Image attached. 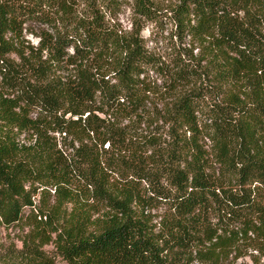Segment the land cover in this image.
<instances>
[{"label":"trees","instance_id":"16d2710c","mask_svg":"<svg viewBox=\"0 0 264 264\" xmlns=\"http://www.w3.org/2000/svg\"><path fill=\"white\" fill-rule=\"evenodd\" d=\"M164 18L197 54L147 46ZM0 77V222L32 219L0 264L264 260V0H0Z\"/></svg>","mask_w":264,"mask_h":264},{"label":"rangeland","instance_id":"374dc122","mask_svg":"<svg viewBox=\"0 0 264 264\" xmlns=\"http://www.w3.org/2000/svg\"><path fill=\"white\" fill-rule=\"evenodd\" d=\"M160 8L166 10L171 8L175 4H179L180 0H153ZM118 20L122 26V28L129 29L132 25L133 20V8L127 7L124 11L118 15ZM142 36L145 39L147 46L152 49L158 56L162 58V60H169L173 54L175 53V47L177 49H192L193 54H197L200 50V47L197 45V42L190 39L189 36H180L175 25L171 22H167V19L160 20L159 24L155 22L147 24V26L142 31ZM26 39L29 40L32 44L37 45L39 38L32 34L26 35ZM189 53V52H188ZM150 79L155 83V88L152 90L150 94H148V99L146 104L148 106H158L162 107V92L164 91L161 86L163 80L162 78L155 74L151 73ZM183 89V88H181ZM3 91V87L1 85V77H0V91ZM77 185H75L76 187ZM45 190L50 191V193H46L42 197V193ZM33 200L38 205V207L42 208L43 211H50L57 200L55 196L53 188H40L38 190L37 195L33 197ZM71 208V204L68 205ZM71 210V209H69ZM161 209L152 210L153 214H159ZM30 210L25 211L24 217L22 221L17 224H13L11 226H7L4 223L0 222V250L16 246L21 247L22 241L21 238L26 236V234L30 233L32 227L30 223L32 222L29 218ZM45 220V219H43ZM33 224V223H32ZM46 249L54 250L55 247L52 244H48L45 246ZM251 250H248L250 252ZM264 260H261L258 264H262ZM57 264H68L61 256L57 257ZM196 264V263H194ZM232 264H255L250 256L242 257L238 259L236 262Z\"/></svg>","mask_w":264,"mask_h":264}]
</instances>
